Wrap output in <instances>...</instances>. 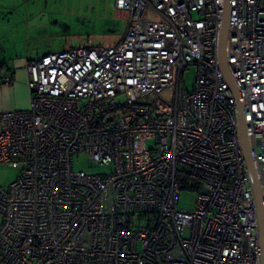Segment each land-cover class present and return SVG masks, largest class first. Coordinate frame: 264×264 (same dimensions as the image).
<instances>
[{"label":"built area","instance_id":"2783aa9c","mask_svg":"<svg viewBox=\"0 0 264 264\" xmlns=\"http://www.w3.org/2000/svg\"><path fill=\"white\" fill-rule=\"evenodd\" d=\"M228 1L226 69L264 194V0ZM114 5L128 14L115 46L31 60L29 108L0 111V165L22 169L0 186V264H260L236 100L218 57L224 0ZM78 153L111 170L74 169ZM184 185L198 190L188 209L178 207Z\"/></svg>","mask_w":264,"mask_h":264},{"label":"rangeland","instance_id":"374dc122","mask_svg":"<svg viewBox=\"0 0 264 264\" xmlns=\"http://www.w3.org/2000/svg\"><path fill=\"white\" fill-rule=\"evenodd\" d=\"M37 4V9L44 11L42 18L58 21L56 24L59 25V32L55 27V34L51 29L54 35H45L43 40H40L53 51L73 47L115 46L126 29L128 14L126 11L117 10L114 0H37ZM194 81V68H185L181 76L182 87L190 91ZM161 95L169 97L168 92ZM73 167L88 173H104L111 170V167L106 166H88L86 153L74 156ZM21 171V167L0 165V186H7ZM186 178V174L178 172L179 181L184 182ZM197 194L198 190L184 185L178 196V207L190 208L194 205Z\"/></svg>","mask_w":264,"mask_h":264},{"label":"crops","instance_id":"0c3cea01","mask_svg":"<svg viewBox=\"0 0 264 264\" xmlns=\"http://www.w3.org/2000/svg\"><path fill=\"white\" fill-rule=\"evenodd\" d=\"M38 6L37 0H0V111L29 108L27 65L55 52L40 40L54 35L55 27L59 32L58 21L42 18L45 14ZM7 74L11 76L9 83L2 81Z\"/></svg>","mask_w":264,"mask_h":264},{"label":"water","instance_id":"95a60500","mask_svg":"<svg viewBox=\"0 0 264 264\" xmlns=\"http://www.w3.org/2000/svg\"><path fill=\"white\" fill-rule=\"evenodd\" d=\"M228 29H229V1L224 0L223 19H222L220 38H219V47H218V57H219L220 67L224 73V76L236 100L237 120H238L237 130L239 134V144L246 161V166H247L251 186L256 200V210H257V218L259 225L260 264H264V194H262L260 182L258 180L248 147V140L245 129V120L243 115L242 99L234 81L231 79L226 69L225 50H226Z\"/></svg>","mask_w":264,"mask_h":264}]
</instances>
